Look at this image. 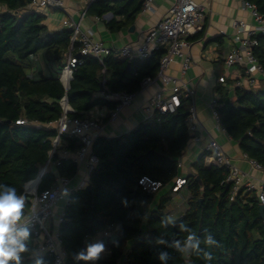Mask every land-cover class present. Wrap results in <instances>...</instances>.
I'll use <instances>...</instances> for the list:
<instances>
[{
  "label": "trees",
  "instance_id": "obj_1",
  "mask_svg": "<svg viewBox=\"0 0 264 264\" xmlns=\"http://www.w3.org/2000/svg\"><path fill=\"white\" fill-rule=\"evenodd\" d=\"M245 1L264 15V0ZM31 2L0 0L4 8L0 13V183L15 186L18 192L49 160L52 167L40 179L38 192L52 188L55 176L71 180L77 172L70 159L57 154L49 158L55 137L49 125L62 114L59 101L63 96L73 109L71 117L83 118L94 108L113 110L116 102L101 93H137L144 80L155 77L164 54L156 51L143 60L107 57L103 64L82 58L65 92L58 74L69 50L71 32L49 31L45 16L22 13ZM141 9L140 0H94L87 14L97 18L112 14L107 26L117 32L132 24ZM116 17L122 20L116 21ZM255 39L253 54L264 67V34ZM44 70L50 73L44 74ZM217 93L219 125L248 160L264 167V91L235 88L230 92L219 87ZM188 105L189 101L182 99L175 113L154 112L150 120L126 134L95 138L91 153L97 157V164L88 175V183L69 192L63 221L57 228L65 264H84L73 256L85 247V238L111 227L116 238L106 243L104 257L95 264H163L158 259L160 252L169 254L167 264H206L199 256L186 258L172 247L156 243L162 235L169 243L183 239L187 234L180 231L181 222L201 238L209 232L221 243V248L212 249L210 264H264V216H260L256 194L242 190L230 200L227 171L206 165V153L192 164L193 172L178 190L183 206L176 226L160 224L161 218L169 215L166 205L174 194L171 191L147 214L155 194L144 191L138 181L147 177L162 187L174 183L190 140L185 124ZM19 120L26 123L17 125ZM79 147L76 139L62 137L57 151L74 153ZM43 258L45 264H52L50 256L43 254Z\"/></svg>",
  "mask_w": 264,
  "mask_h": 264
},
{
  "label": "built area",
  "instance_id": "obj_2",
  "mask_svg": "<svg viewBox=\"0 0 264 264\" xmlns=\"http://www.w3.org/2000/svg\"><path fill=\"white\" fill-rule=\"evenodd\" d=\"M66 0H32L27 6L29 12L41 13L47 9L65 11ZM94 0H88L92 2ZM142 3V13L153 11L155 0H140ZM242 9L249 13L253 22V26H248L243 21H235L233 24V47L227 52L224 57V65L227 68L236 67L240 71V78L232 81L230 85L231 91L235 88L250 90L255 87L258 78H264V67H262L253 54V47L257 42L255 37L259 34H264V15H261L254 4L245 0H239ZM4 8L0 7V13ZM205 10L202 5L195 0H172L166 14L155 24L144 36L142 43L137 48L124 46L122 48H113L106 45L100 40L93 39L89 34L84 33L79 24L76 23L70 16H66L62 22V29L71 32L70 46L67 55L65 56L64 66L58 74L64 91L68 90V85L72 79L73 69L77 64L81 63L82 58H92L103 64V60L107 57L115 59H132L136 58L143 60L148 58L153 52L164 51L159 64L158 71L154 78L144 80L140 85V90L149 86L153 82L159 80L164 86L163 90L157 91L150 98L148 104L144 106L145 113L158 112L175 113L181 106V100L189 101L187 108L185 124L187 132L190 136V141L199 142L201 136L197 134L199 121L196 107L194 104V92L189 89L186 84L179 78L167 74L170 66L176 61L180 62V75L184 76L192 65L191 56L186 50L189 48V36L198 33L202 30ZM75 46L78 47L80 57L77 58L74 54ZM218 83L225 85V77H219ZM167 88L168 94L165 95ZM229 89V90H230ZM136 93H114L104 94L101 96L107 100L115 101L116 106L110 110L108 116L98 118H77L71 117L73 109L68 105L66 96H63L59 105L62 111L60 118L49 127L55 131V137L51 141V150L49 158L58 155L59 158H68L76 166L84 164L87 174L93 170L97 164V157L91 153L93 141L99 136L102 129L103 120L113 122L116 120L118 113L122 108L128 106ZM218 98H213L210 101L209 108L216 125H219L218 113L216 110ZM24 120L16 122L17 125H24ZM225 132V131H224ZM74 138L80 144V147L74 153L67 150L57 151L60 146L61 138ZM204 153L210 160L211 165L217 168H223L227 171L225 184L231 188L230 200L240 191L254 192L260 205L264 206V190L261 186L254 183L253 179L242 172L238 167L233 165L230 158L225 154L221 145L214 139H209L204 146ZM245 159L246 156L243 155ZM250 164L257 170L264 171L254 161L249 160ZM50 160L39 170L37 176L26 183L27 188L34 193V196L29 199L28 211L31 212L34 208L33 218V237L37 239L39 244H42L41 251L52 258V264H65V252L59 237L58 225L63 221L64 208L55 216V205L60 202L63 194L68 190L70 180L64 177L55 176L54 185L49 190L38 192L37 187L40 179L51 169ZM185 183L184 179L178 178L174 181V186L171 192L178 193V190ZM138 184L144 191L149 194L157 193L161 188L159 182L143 177L138 181ZM25 186L23 188V191ZM79 189V188H78ZM51 219H55L57 227L51 229L48 225ZM116 238L114 228L103 231L98 236L86 237L84 243L102 240L105 245L107 242H112ZM105 253L102 255L104 257ZM101 258V259H102ZM122 259L121 262H125ZM96 263V262H95Z\"/></svg>",
  "mask_w": 264,
  "mask_h": 264
},
{
  "label": "crops",
  "instance_id": "obj_3",
  "mask_svg": "<svg viewBox=\"0 0 264 264\" xmlns=\"http://www.w3.org/2000/svg\"><path fill=\"white\" fill-rule=\"evenodd\" d=\"M202 5L205 10L202 30L189 36V48L187 54L191 56L192 65L184 76L180 75V62L173 63L167 71V74L181 79L186 86L194 92V104L197 111L199 128L197 134L201 136L199 142L188 141L185 150L179 161V173L175 178L184 179L193 172L192 164L204 153V146L211 138L216 140L222 147L225 154L230 158L233 165L242 172L250 176L254 183L264 187V171L255 169L248 159L243 157L238 144L231 140L226 133L216 125L211 116L209 104L213 98H219L217 89L227 87L230 84H219L218 78L225 77L226 82H232L240 78V71L236 67L227 68L224 65V57L233 47V24L235 21H243L252 27L253 22L249 13L242 9L239 0H195ZM172 0H155L153 11L148 13L140 12L132 24L122 27L117 32H111L108 29V22L113 19L112 14H106L101 18L87 14L89 6L88 0H66L65 11L56 13V10L47 9L39 14L45 16L44 25L49 31L62 30L61 22L66 16H70L79 24L84 33L89 34L93 39L100 40L113 48H122L128 46L137 48L143 41L145 34L166 14ZM29 12L25 8L22 13ZM116 21H121V17H116ZM133 27V29H131ZM220 39V41H215ZM44 74L50 73V70H44ZM55 75V73H52ZM161 81L157 80L149 86L139 90L132 102L121 109L115 121L109 122L103 120L100 137L113 138L126 134L135 129L139 123L148 121L153 113L143 111L150 98L155 92L163 90ZM257 91H264V78H258L254 88ZM230 92L231 89H230ZM168 94L167 88L164 92ZM232 94V93H231ZM110 110L107 108H94L85 114L86 118H98L108 116ZM52 126V125H51ZM50 126V127H51ZM205 164L210 165L208 157ZM88 183V174L84 164L77 166V172L70 180L68 190L63 194L60 202L55 205L54 214L58 215L67 203V198L71 190L85 186ZM174 183L162 187L155 193L154 200L149 207L147 214L155 209L158 201L166 192L171 191ZM182 193V192H180ZM181 194H172V199L166 205V211L169 215L179 218L182 215ZM51 229L57 227L55 219L48 223Z\"/></svg>",
  "mask_w": 264,
  "mask_h": 264
},
{
  "label": "clouds",
  "instance_id": "obj_4",
  "mask_svg": "<svg viewBox=\"0 0 264 264\" xmlns=\"http://www.w3.org/2000/svg\"><path fill=\"white\" fill-rule=\"evenodd\" d=\"M34 193L27 185L22 192H18L15 186L0 183V264H45L42 244L33 237L34 208L31 212L27 210L28 201ZM127 206V200L123 201ZM177 218L173 215L163 216L160 224L163 227L176 226ZM179 229L187 235L183 239H173L170 243L163 238H157L158 245L172 247L183 257L193 255L201 257L206 264L214 259L212 249L221 248L222 245L215 237L206 232L203 238L186 224L180 223ZM106 252V245L102 240L94 242L86 241L85 247L73 256L74 260L83 261L84 264H95ZM158 259L167 264L169 254L160 252Z\"/></svg>",
  "mask_w": 264,
  "mask_h": 264
},
{
  "label": "water",
  "instance_id": "obj_5",
  "mask_svg": "<svg viewBox=\"0 0 264 264\" xmlns=\"http://www.w3.org/2000/svg\"><path fill=\"white\" fill-rule=\"evenodd\" d=\"M131 29H133V27H131ZM77 58H79V55H76ZM259 210H260V216H264V206L260 205L259 206Z\"/></svg>",
  "mask_w": 264,
  "mask_h": 264
},
{
  "label": "rangeland",
  "instance_id": "obj_6",
  "mask_svg": "<svg viewBox=\"0 0 264 264\" xmlns=\"http://www.w3.org/2000/svg\"><path fill=\"white\" fill-rule=\"evenodd\" d=\"M61 11H59V10H56V13H60Z\"/></svg>",
  "mask_w": 264,
  "mask_h": 264
}]
</instances>
